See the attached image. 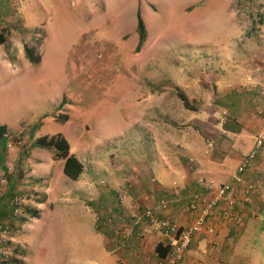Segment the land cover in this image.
I'll list each match as a JSON object with an SVG mask.
<instances>
[{
  "label": "crops",
  "instance_id": "1",
  "mask_svg": "<svg viewBox=\"0 0 264 264\" xmlns=\"http://www.w3.org/2000/svg\"><path fill=\"white\" fill-rule=\"evenodd\" d=\"M150 2L141 0L140 5L151 11ZM243 29L242 34L231 30L233 36L222 52L212 56L209 68L201 69L200 58L194 55L199 67L197 75L187 73L188 80L175 86L185 95L189 107L168 87L160 88L159 127L154 126L152 117L144 118L140 144L127 152L116 151L114 145L91 161L86 160V155L91 154L77 153L71 142L81 141L82 134L89 131L74 116L78 104L67 97L54 104H60L56 111L71 113L57 112L54 116L48 112L39 125H28L25 140L29 148L6 149L7 138L0 140V177L6 179L0 184V226L10 227L13 238V244L4 242L0 248H10V261L18 254L20 260L12 259V263L27 264L28 257L40 254L38 248L33 249L37 238L31 233L34 223L43 218L50 222L61 213L71 215L80 206L92 211L98 237L92 242L86 238L75 249L66 246L67 250L89 254L85 264H92L90 259L95 264H154L158 255H165L169 248L166 239L144 223L135 225L132 216L136 211L130 205H139L140 211L156 209L160 216L184 227L193 219L189 203L195 196L208 197L206 183L213 181L230 185L228 197L233 203L229 207L240 215L241 222L223 219L220 204L208 221L212 231L194 236L180 264H249L239 255L242 251H236V244L249 226L257 227L259 220L263 221L259 228L264 233V142L238 181L232 179V174L263 127L264 15L249 23L247 31ZM5 58V53H0V64ZM153 91L156 89L149 85L150 95L146 98L151 100ZM135 124V120H129L124 123L125 129L112 127L103 137L116 139L126 131L139 138ZM55 133L64 136L70 154L83 165L76 179L64 173V159H56L52 150L30 145L36 137ZM248 185L252 190L245 199ZM15 199H20L23 218H27L22 228L8 223L9 219L18 218L13 211ZM161 200L168 202L165 208L161 207ZM29 208L36 213L29 214ZM125 226L133 227L132 235L123 236L121 230ZM6 263L11 264L9 260Z\"/></svg>",
  "mask_w": 264,
  "mask_h": 264
},
{
  "label": "rangeland",
  "instance_id": "2",
  "mask_svg": "<svg viewBox=\"0 0 264 264\" xmlns=\"http://www.w3.org/2000/svg\"><path fill=\"white\" fill-rule=\"evenodd\" d=\"M150 1L151 11L141 0H0L5 39L0 53L6 57L0 64V125L6 126L7 141L14 140L13 149L28 147V125H39L46 113H71L56 111L60 104H54L67 97L78 104L74 116L89 131L81 141L71 142L77 153L91 154L86 155L91 161L114 145L116 151L131 150L144 135V118L152 117L159 127L160 88L166 86L177 96L175 86L188 80L187 73L209 68L212 56L223 51L236 31L242 34L243 27L247 31L249 23L264 15V0ZM138 14L148 34L140 47ZM194 55L200 58L199 67ZM149 85L156 89L151 100L146 98ZM129 120L137 122L139 138L126 131L116 139L103 137L112 127L125 129ZM59 215L34 223L33 249L40 254L28 257L27 264H85L89 259V254L66 246L75 249L86 238L92 242L98 237L92 211L77 206L73 214ZM18 218L8 223L22 228L25 222ZM262 223L249 226L236 244V251H242L236 254L249 264H264ZM12 259L20 260L17 253Z\"/></svg>",
  "mask_w": 264,
  "mask_h": 264
},
{
  "label": "built area",
  "instance_id": "3",
  "mask_svg": "<svg viewBox=\"0 0 264 264\" xmlns=\"http://www.w3.org/2000/svg\"><path fill=\"white\" fill-rule=\"evenodd\" d=\"M16 138V137H14ZM18 140V139H17ZM264 142V119L263 127L259 130L258 134L255 137V142L252 149L245 156L242 163L237 167L235 173L232 174V179L235 181L239 180L241 173L251 164L252 159L255 157L257 152L263 146ZM17 143V142H16ZM15 144L14 140H9L7 142V147L12 148ZM6 182L5 177H0V184ZM209 196L208 197H193V200L188 205V210L193 214V219L191 222L184 226L180 227L177 223L170 220L167 217L160 216L158 211L153 208H147L143 211H140L139 205L131 204L130 208L135 209V214L133 217V223L137 224H146L152 231L159 233L166 239V245H168V250L165 255H158V260L154 264H180L183 261L185 252L189 248L193 238L196 234L201 233L202 231H212L211 225L208 221L215 216L217 213V207L221 204L223 205L220 215L223 219L227 221H234L236 223L241 222V217L238 213L233 211L229 205L233 203V200L228 197L229 184H218L213 181H208L206 183ZM252 190V186L248 185L245 192V199H248V193ZM124 197V195H123ZM121 196V199L123 198ZM15 208L13 209L14 215L21 217V201L20 199H15ZM162 208H165L168 205V202L162 201L160 203ZM112 222L109 220L108 224ZM10 228V227H9ZM9 228L0 226V244L4 242H9L13 244L12 235H10ZM134 229L132 226H125L122 228L121 233L123 236L132 235ZM10 250V248H7ZM5 247L0 248V264L6 263L10 260V252Z\"/></svg>",
  "mask_w": 264,
  "mask_h": 264
},
{
  "label": "trees",
  "instance_id": "4",
  "mask_svg": "<svg viewBox=\"0 0 264 264\" xmlns=\"http://www.w3.org/2000/svg\"><path fill=\"white\" fill-rule=\"evenodd\" d=\"M137 31L139 34V40L137 47H140V45L143 43L146 37V29L144 25L143 19L140 17L138 14V21H137ZM5 41L3 35L0 33V44H3ZM25 52L27 54V57L30 60H34V57L32 56V53L29 49H25ZM179 98L183 101L184 105L189 107V103L187 101V98L185 95L182 93H178ZM6 126L5 125H0V140H5L3 136V132L5 130ZM31 147H37V148H45V149H50L54 152V156L57 159H64V173L69 176L72 179H76L80 173L82 172L83 165L82 163L73 155L70 154L69 152V146L64 138L63 135L60 133H56L53 135H43L34 138V140L31 142ZM29 214H35L36 210H27ZM23 221L24 219H20ZM160 253H163V249L161 247H157Z\"/></svg>",
  "mask_w": 264,
  "mask_h": 264
}]
</instances>
